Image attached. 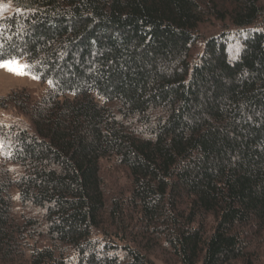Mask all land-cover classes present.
<instances>
[{"label": "trees", "instance_id": "1", "mask_svg": "<svg viewBox=\"0 0 264 264\" xmlns=\"http://www.w3.org/2000/svg\"><path fill=\"white\" fill-rule=\"evenodd\" d=\"M13 57L0 264H264L262 0H0Z\"/></svg>", "mask_w": 264, "mask_h": 264}, {"label": "rangeland", "instance_id": "2", "mask_svg": "<svg viewBox=\"0 0 264 264\" xmlns=\"http://www.w3.org/2000/svg\"><path fill=\"white\" fill-rule=\"evenodd\" d=\"M262 2L264 4V0H262ZM20 63L24 64L22 60H20ZM42 88L43 87L39 84L38 80L30 79L27 75L16 76L0 69V97L5 96L12 91L21 90H26L32 95H39ZM15 114L9 110H0V121L8 123L13 118H16Z\"/></svg>", "mask_w": 264, "mask_h": 264}, {"label": "snow or ice", "instance_id": "3", "mask_svg": "<svg viewBox=\"0 0 264 264\" xmlns=\"http://www.w3.org/2000/svg\"><path fill=\"white\" fill-rule=\"evenodd\" d=\"M32 66L29 64H22L20 63L19 58H11L7 60L0 59V69L7 71L8 73L16 76H29L30 79L38 80L39 76L33 75L29 69ZM49 86H51V81L48 82ZM5 144L3 141H0V154L3 155H10L9 152H5Z\"/></svg>", "mask_w": 264, "mask_h": 264}]
</instances>
